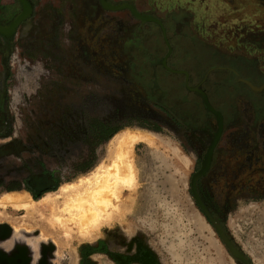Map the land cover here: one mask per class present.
I'll return each mask as SVG.
<instances>
[{
    "label": "rangeland",
    "instance_id": "374dc122",
    "mask_svg": "<svg viewBox=\"0 0 264 264\" xmlns=\"http://www.w3.org/2000/svg\"><path fill=\"white\" fill-rule=\"evenodd\" d=\"M67 1L75 4L73 25L72 15L47 14L21 40L22 54L18 56L17 46L14 49L7 88L8 130H0V195L25 191L34 200L52 196L61 185L108 161L110 144L126 129L148 130L157 136V143L134 145L136 184L121 192L120 213L92 231V239L84 240L75 232L69 236L65 228L50 225L53 213L61 215L64 198L60 197L54 210L49 205L34 216L0 208L6 212L0 214V224L12 227V238H0V247L5 249L0 251L14 254L17 246L25 245L29 264H38L39 254L33 257L30 245L13 242L9 248L6 244L16 239L19 229L24 237L54 245L50 264H101L97 259L115 264L112 256H130L133 239L146 234L152 248L164 249L167 264H243L231 255L193 196L192 180L202 167L213 134L187 128L183 118L169 108V103L181 98L193 100V94L184 89V76L158 66L162 89L153 95L143 80L130 78V56L133 64L149 58L142 40L148 46L146 33H156L157 26L139 20L128 9L107 10L99 0L96 6L95 0ZM108 1L133 4L141 13L160 20L170 14L178 16L175 30L186 37L169 34L174 46L169 59L173 70L199 68L204 73L213 66H226L254 85L263 84L264 76H252L237 61L217 55L216 49L247 56L264 70V0ZM94 7L100 12L96 17ZM130 36L137 39L140 49L127 44ZM196 59L201 62L199 67ZM143 66L138 67V77L144 75ZM228 72L214 71L211 76L232 80ZM237 84L235 92L220 89L218 96L230 98L234 105L236 97L242 96V118L252 111L250 105L257 111L264 104V93ZM165 93L172 98L165 99ZM234 128L222 134L200 191L235 245L252 264H264V155L256 148L264 137L259 130H245L246 125L243 130ZM42 170L53 172L58 183L35 195L22 182Z\"/></svg>",
    "mask_w": 264,
    "mask_h": 264
},
{
    "label": "flooded vegetation",
    "instance_id": "af4514ba",
    "mask_svg": "<svg viewBox=\"0 0 264 264\" xmlns=\"http://www.w3.org/2000/svg\"><path fill=\"white\" fill-rule=\"evenodd\" d=\"M16 1H17L16 8H5L0 6V23L5 25L6 27L12 22L13 18L17 15L16 11L17 10L19 12L21 11V5L19 3V0ZM29 1L31 2V4L32 2H34V0H29ZM31 17L26 22L22 23L21 27H18L13 35L10 36L7 33H0V130H8L6 129L8 128L6 121V119H8L7 111H6L7 109L6 105L8 102L7 88H8V76L10 75V71H11L10 65H12V60L15 56L14 49L17 46L18 56L22 54L20 48V46H22L21 40L24 39L27 33L30 32V30L32 29V25L30 24ZM161 21L163 22L165 29L167 31L169 44L167 43L166 38L163 35V31L160 25L154 22L150 23L155 27L157 26V32L156 33L152 32L149 34L146 33L145 36L146 43L148 42L149 45L146 47H142L143 50L149 51L150 56L146 60H142L143 62L142 61H140V63L134 62L135 65L133 64V54L130 56L131 57V61H130L131 63H129L130 78L133 80V77L136 76L137 78H140V80H143L144 86H146L147 90L149 91V94L153 95V93L156 92L157 89L160 88L162 89L158 66H160L161 69H164L165 71L170 72L172 74H181L184 76V89L187 92H189V94H193V100L190 101L181 98L177 100L175 103H169V102L168 103L170 105L169 108L173 109L174 112L177 113L180 118H183L184 120L183 125L186 126L187 128L193 130L212 131L213 138L206 150L205 160L200 170H198V173H200V175L197 178L198 193L204 202V199L200 191L201 190L200 182L202 178L211 170L213 166V161L216 156L217 146L220 144L221 140L223 139L222 134L226 130L235 129L234 128L235 126L240 127L237 129L241 130L242 126L246 125L245 130H257V131L259 130L258 134L264 137V132L263 134H260L261 132L260 130H264V104L259 105L257 111L255 110V108L252 107V105H250L252 111H249V114H246L245 116L240 118V116L242 115V110L239 111V109L241 106L240 102L243 99V97L242 96H238V98L236 97L235 99L236 104L234 105V102H232L230 98H224V97L220 98L218 96V91L220 89H225L227 91L235 92L234 89H236V87L239 86L237 84L238 82L243 84L246 88L249 89L251 88L246 83L241 81V78L243 77L239 74V72H237L234 69L228 68L226 66H213L204 73H202V70L199 68L194 70H187V71L179 70L182 72H174L164 68L162 66L163 65L162 60L167 58V64L169 66V59L173 56L174 53V46L172 44V41L170 40L169 34L170 33L176 34L178 36H181L182 34H178L177 31L175 30V26H176L175 24H177V21L173 14L168 15L165 19ZM182 36L186 37L185 35ZM136 41L137 39L133 41L134 50L140 49V43L138 42L136 43ZM130 50L132 51L133 49L130 48ZM158 52H161V56L158 54ZM216 54L220 55L223 58H228L230 60L237 61L242 66H244L251 73L252 76L255 77L264 76V70L262 68H259L257 66L256 61L253 59L245 58V56L243 55L229 54L217 50H216ZM156 62H159L157 63V66L155 64ZM195 63H196L195 66L197 67H199L201 64V62L199 63V60L197 59L195 60ZM141 65L142 66L144 65L143 68L145 72L144 75L138 77L140 76L138 73V69H139L138 67H140ZM170 68L173 69L172 67ZM228 70L230 71L228 72V74L230 73V75L233 77L232 80H227V79L221 80L219 79V77L216 78L211 76V74L214 71H228ZM262 83L263 84L261 85H264V82ZM255 92L264 93V89ZM164 98L165 99L167 98L168 100L172 97L169 94L165 93ZM187 105H188V109L187 110L183 109ZM256 145H257L256 148L262 151L263 152L262 154L264 155V139L263 141L258 142ZM22 183L25 189L29 190L31 193L36 195L40 193H45L50 189H53L57 185L58 179L57 176L53 174V172L42 170L37 173L31 174L29 177L25 178L24 182ZM207 208L216 217V213L212 211V209L209 208L208 206ZM217 219L221 222L224 230L227 232L226 227L224 226L222 221L219 218ZM227 234L229 235L228 232ZM135 236H138V234H136ZM229 237L231 238L230 235ZM143 244L145 245V247H147L146 250H142L139 248ZM152 247L153 246L149 245L148 236L146 234L141 235V237L136 241L133 239V245L130 246L131 248L130 256H127L124 259L119 258L118 256H112L111 261L114 262L115 264H126L128 262L130 263L133 262V264L135 263L136 264H167L165 262L167 261V259L165 260L164 249H162L161 246L156 247L157 250Z\"/></svg>",
    "mask_w": 264,
    "mask_h": 264
},
{
    "label": "bare ground",
    "instance_id": "6f19581e",
    "mask_svg": "<svg viewBox=\"0 0 264 264\" xmlns=\"http://www.w3.org/2000/svg\"><path fill=\"white\" fill-rule=\"evenodd\" d=\"M138 143L155 146L157 136L145 129L123 130L114 137L110 144L109 150L111 154L108 161L103 162L86 175L61 185L52 194V196H56L55 199L52 196H46L45 198L34 200L25 191L4 192L0 195V208L6 210L11 207L16 211L24 210L27 215L34 216L49 205L52 208L50 210H54L53 205L58 201V198L62 197L64 198V205L60 209L61 215L53 213L48 222L51 226L65 228V232L69 236L75 232L80 238L90 240L94 234L92 231H96L101 226L111 223L113 215L120 213L121 206L117 204V201L121 192L123 190H131L136 184L137 172L133 147ZM3 213L6 214L5 211L0 212L1 215ZM0 228L1 239L5 240L11 236V225L2 223ZM18 230L15 231L16 239L6 242L9 248L13 246V242H24V244L32 247L33 251L31 253L34 255L33 257L39 254L38 264H50L49 254L53 252L54 245L45 243L44 240V243H41L39 238L24 237L25 235L23 236ZM39 245L40 248L38 247ZM26 248L27 246L25 245H19L14 254L1 252V250L0 264L2 262L6 264H15L16 262H19V264L31 263V259H27ZM97 260L101 264H106L104 259Z\"/></svg>",
    "mask_w": 264,
    "mask_h": 264
},
{
    "label": "water",
    "instance_id": "95a60500",
    "mask_svg": "<svg viewBox=\"0 0 264 264\" xmlns=\"http://www.w3.org/2000/svg\"><path fill=\"white\" fill-rule=\"evenodd\" d=\"M100 4L103 6V8L107 9V10H111V11H119V10H130L131 13L138 18L139 20L143 21V22H154L160 25V27L162 28L163 31V35L166 38L167 43L169 44L168 40H167V31L165 29V26L163 24V22L155 17V16H151V15H146L141 13L133 4L130 3H120V4H115L112 3L108 0H99ZM19 3L21 5V12L19 14H17L11 24L6 28H3L0 26V31L3 33H7L8 35H13L17 28L24 22H26L33 14V6L32 4L29 2V0H19ZM171 52V49H170ZM163 65L171 71L174 72H182L179 70H173L171 69L168 65H167V58H165L163 60ZM241 81L246 83L252 90L255 91H261L264 89V86H255L254 84H252L249 80L241 78ZM200 175V173L196 174L193 177L192 180V192H193V196L196 200V202L198 203V205L200 206L201 210L204 212V214L206 215V217L209 219V221L211 222V224L214 226L215 230L217 231L218 235L220 236L221 240L223 241V243L226 245V247L228 248L229 252L231 253V255L238 261H240L243 264H252L251 260L245 255V253L239 249L232 241V239L229 237V235L227 234V232L224 230L221 222L210 212V210L207 208L206 204L203 202L201 196L198 193V189H197V178ZM9 237V236H8ZM4 240V239H3Z\"/></svg>",
    "mask_w": 264,
    "mask_h": 264
},
{
    "label": "crops",
    "instance_id": "0c3cea01",
    "mask_svg": "<svg viewBox=\"0 0 264 264\" xmlns=\"http://www.w3.org/2000/svg\"><path fill=\"white\" fill-rule=\"evenodd\" d=\"M120 1H122V0H120ZM16 2H17L16 0H0V6L5 7V8H16V5H17ZM94 2H95L94 6H96V0ZM130 2L133 3L132 0H130ZM32 6H33V14H32V17L30 19V24L32 25V29L35 28L43 20L45 15H47V14H55V13H62V14H65V15H72V19H70V22H71L70 24H72V25L74 24V20L73 19H74V15H75V10L73 8L75 7V4H72V3L69 4L67 0H34V2H32ZM94 8L96 10L94 16L96 17L97 14H99L100 12H99V10L96 7H94ZM16 12H17V14H19L21 11L19 12L17 10ZM109 17L113 18V19H115V18L118 19V17H116L114 15H109ZM121 17H119V18H121ZM174 17H175V19H177L178 16L174 15ZM63 22L66 23L67 19H65ZM21 25L19 27H21ZM0 26L3 27V28L6 27L5 25H3L1 23H0ZM0 33H3V32L0 31ZM187 37L190 40H192V39L196 40L197 39V37L195 35H187ZM67 38L70 39L71 37L67 36ZM134 40H133V36L132 37L130 36V37L126 38L127 44L129 46H131V47H133V41ZM142 45H143V47H145L144 42H142ZM216 50H218V49H216ZM245 58H249V57L245 56ZM1 249L5 250L3 247H0V250Z\"/></svg>",
    "mask_w": 264,
    "mask_h": 264
}]
</instances>
